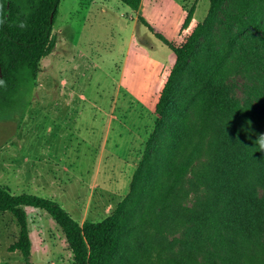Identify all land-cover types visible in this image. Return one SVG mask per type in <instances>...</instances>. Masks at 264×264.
I'll return each instance as SVG.
<instances>
[{
  "label": "rangeland",
  "instance_id": "1",
  "mask_svg": "<svg viewBox=\"0 0 264 264\" xmlns=\"http://www.w3.org/2000/svg\"><path fill=\"white\" fill-rule=\"evenodd\" d=\"M210 7V0H142L138 10L121 0H61L54 25L59 41L38 85L0 108V184L14 193L55 198L81 223L113 213L131 192L156 125V103L176 61L139 17L180 43L188 12L193 26L207 22ZM255 7L224 3L192 65L223 60L230 91L241 101L255 93L264 57L263 44L247 25ZM191 86V78L181 84L183 90ZM261 134L264 122L213 127L209 161L218 159L221 178L209 204L190 202L196 218L187 213L169 219L164 235L150 237L148 245L129 244L115 264H258L264 257V151L256 145ZM28 211L32 261L75 264L56 220L45 210ZM18 235L14 215L0 212V264H25L19 251L9 250Z\"/></svg>",
  "mask_w": 264,
  "mask_h": 264
},
{
  "label": "trees",
  "instance_id": "2",
  "mask_svg": "<svg viewBox=\"0 0 264 264\" xmlns=\"http://www.w3.org/2000/svg\"><path fill=\"white\" fill-rule=\"evenodd\" d=\"M121 1L135 10L142 3ZM227 1L210 0L207 22L193 26V11H189L182 26L188 31L180 43L139 17L175 52L176 61L156 103V125L133 177L131 192L113 213L101 221L81 223L55 198L28 191L14 193L0 184V212H11L19 225L18 239L9 250L19 251L25 264H35L28 208L45 210L56 220L66 235L75 264H115L124 259L129 244L148 245L150 237L164 235V224L169 219L187 213L196 218L198 210L190 202L209 204L210 191L220 184L217 173L221 169L215 168L217 158L209 161L214 143L208 139V132L229 123L254 128L264 122V57L258 60L256 91L247 101L232 95L221 67L223 60L210 67L201 63L192 68L211 18ZM241 1L244 8L256 5L247 25L255 29L264 46V9L259 8L260 0ZM60 3L61 0H0V79L6 82V87H0V108L11 107L27 89L38 85L44 61L59 41L54 25ZM20 22H26L27 27L19 28ZM185 78H191L192 86L183 90ZM258 264H264V257Z\"/></svg>",
  "mask_w": 264,
  "mask_h": 264
},
{
  "label": "clouds",
  "instance_id": "3",
  "mask_svg": "<svg viewBox=\"0 0 264 264\" xmlns=\"http://www.w3.org/2000/svg\"><path fill=\"white\" fill-rule=\"evenodd\" d=\"M2 23V21H0ZM19 28L24 29L27 27L26 22H20L18 25ZM0 87H6V82L3 79H0ZM256 145H258L261 151H264V134H261L256 140Z\"/></svg>",
  "mask_w": 264,
  "mask_h": 264
},
{
  "label": "crops",
  "instance_id": "4",
  "mask_svg": "<svg viewBox=\"0 0 264 264\" xmlns=\"http://www.w3.org/2000/svg\"><path fill=\"white\" fill-rule=\"evenodd\" d=\"M40 194V193H39ZM42 194V193H41ZM43 195H45V194H43ZM46 196V195H45ZM48 197H50V196H48Z\"/></svg>",
  "mask_w": 264,
  "mask_h": 264
}]
</instances>
